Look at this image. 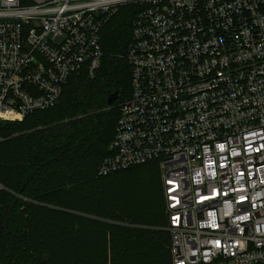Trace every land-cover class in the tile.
Returning <instances> with one entry per match:
<instances>
[{
    "label": "built area",
    "instance_id": "2783aa9c",
    "mask_svg": "<svg viewBox=\"0 0 264 264\" xmlns=\"http://www.w3.org/2000/svg\"><path fill=\"white\" fill-rule=\"evenodd\" d=\"M123 6L132 93L100 174L159 163L173 264H264V0H0V121L94 75Z\"/></svg>",
    "mask_w": 264,
    "mask_h": 264
},
{
    "label": "trees",
    "instance_id": "16d2710c",
    "mask_svg": "<svg viewBox=\"0 0 264 264\" xmlns=\"http://www.w3.org/2000/svg\"><path fill=\"white\" fill-rule=\"evenodd\" d=\"M134 10L102 29L94 75L74 73L53 107L0 121V264H173L159 163L99 172L132 93Z\"/></svg>",
    "mask_w": 264,
    "mask_h": 264
},
{
    "label": "water",
    "instance_id": "95a60500",
    "mask_svg": "<svg viewBox=\"0 0 264 264\" xmlns=\"http://www.w3.org/2000/svg\"><path fill=\"white\" fill-rule=\"evenodd\" d=\"M120 96L119 91H115L113 93H111L107 99V104L108 105H112L114 101H116Z\"/></svg>",
    "mask_w": 264,
    "mask_h": 264
},
{
    "label": "rangeland",
    "instance_id": "374dc122",
    "mask_svg": "<svg viewBox=\"0 0 264 264\" xmlns=\"http://www.w3.org/2000/svg\"><path fill=\"white\" fill-rule=\"evenodd\" d=\"M162 180V179H161Z\"/></svg>",
    "mask_w": 264,
    "mask_h": 264
}]
</instances>
